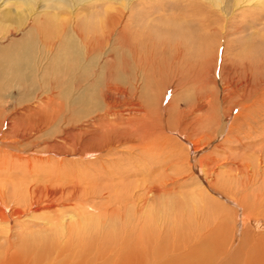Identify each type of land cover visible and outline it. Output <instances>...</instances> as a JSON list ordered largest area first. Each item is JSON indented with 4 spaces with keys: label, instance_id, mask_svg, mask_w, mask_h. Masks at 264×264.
Instances as JSON below:
<instances>
[{
    "label": "bare ground",
    "instance_id": "1",
    "mask_svg": "<svg viewBox=\"0 0 264 264\" xmlns=\"http://www.w3.org/2000/svg\"><path fill=\"white\" fill-rule=\"evenodd\" d=\"M101 8L103 19L92 20L91 28H88L90 21L83 19V27L90 29L87 34H95L103 22L113 26L117 21L114 29L122 24L120 17L115 20L117 15H112L115 8L106 4ZM16 11L21 17L23 11ZM222 12L229 21L230 15H234V9ZM171 15L176 18L175 13ZM217 20L216 16L203 17L197 19L193 27H188L204 41L209 39L207 31ZM56 22L45 27L59 37L64 34L62 31L68 36L72 32V35L71 39L61 36L64 53L57 54L49 64L50 46L42 44L48 50L39 61L40 69L45 70V74L49 69L53 71L52 82L32 86L36 92L39 88L42 91L34 96L33 106L24 108L23 112L15 110V117L8 116L6 110L10 107H5V103L0 107V132L3 133L0 150L5 153L6 161L10 160V165L4 164L6 175L0 179V264H264V234L246 226L254 218L264 221V169L256 167L251 157L241 158L233 173L234 176L244 175L241 185L237 190H229L230 195L223 194L215 186L219 166L214 163L215 157L208 153L203 156L201 152L212 146L218 136L225 135L222 141L226 142L236 123L243 118L247 127L253 123L261 127V138L254 142L253 151L264 161V108L260 107L264 103V80L260 78L264 65L261 68L258 64L256 70L250 62L244 64L242 59L245 58H240L244 65L230 68L225 86L221 85L223 97L230 100L226 119H222L216 137L209 142L199 129L214 124L215 116L188 121L185 118L188 111L179 110L183 123L174 128L169 123L174 95L166 104H163L165 98L160 97V110L155 113L152 92L145 103L129 98L127 88L121 85L129 76L121 75L120 68L115 69L114 74L108 70L103 85H99L98 80L101 73L92 70L88 87L79 86L77 80L89 63L84 58H91L84 28L82 24L76 26L66 21L62 30L59 21ZM132 23L135 22L130 17L122 25L117 33L121 39L129 40ZM234 26L246 33L247 40H255L252 44L261 48L264 57V10L249 21L239 20ZM220 28L215 60L220 46L226 45L224 26ZM75 34L85 51L78 56L72 49H65L67 43H75ZM17 42L25 49L20 55H27L28 47L23 38ZM163 43L148 47L145 40L140 44L149 50H163L167 46ZM181 45L178 43L175 48L181 50ZM204 54L207 55L206 50ZM221 58L223 66L224 51ZM15 62L16 66L21 65L20 59ZM205 62L201 63L206 65L208 62ZM214 65L217 66V62ZM61 79L66 82L62 83ZM145 87L147 90L148 86ZM27 88L20 85L22 93H26ZM205 98L211 100L210 95ZM235 107L241 111L234 122L227 125ZM259 110L263 114L257 117ZM20 141L23 147L18 148ZM124 142L130 143L127 152L132 155L123 164L115 160L114 153H117V144ZM30 154L34 157L30 158ZM181 156L185 157L184 162ZM178 157L188 165L186 171L179 169L180 172L199 184L203 192L201 205L194 204L192 210L188 201L194 190L188 180L180 183L179 177L170 176L166 171ZM90 158L100 160L99 167L89 166ZM165 161H169V165ZM233 175L226 181L231 183ZM179 184L186 188L181 194L186 197L185 201H181L179 195L176 197L180 193L176 191ZM211 196L222 198L231 214L210 199Z\"/></svg>",
    "mask_w": 264,
    "mask_h": 264
},
{
    "label": "rangeland",
    "instance_id": "2",
    "mask_svg": "<svg viewBox=\"0 0 264 264\" xmlns=\"http://www.w3.org/2000/svg\"><path fill=\"white\" fill-rule=\"evenodd\" d=\"M263 3L264 0H0V107L6 104L5 107H10V109L6 110L8 116L15 117V110L23 112L24 108L33 106L35 100L33 99L34 96L42 91V88H39L36 92L33 87L43 86L53 80V71L49 69L45 74V70L40 69L39 61L44 58L48 50L47 48L50 46L49 51L51 53L48 64L51 63L57 54H60V52L64 53V40L61 36H65V38L70 37L71 39L72 32L68 36L66 32L62 31L64 30L62 29V24L65 25L66 21L68 24L69 21L75 23L74 25L76 26L82 24L81 27H83L82 21L88 19L87 21L90 22L88 23L89 25H87L88 28H91L95 20L103 19L101 13L103 9L101 7L106 4L115 8L112 10V15H117L115 20L120 17L123 22L115 29L113 26H115L114 24L117 23V21L113 26L103 22L102 26H98L99 28H97L95 34L91 32L94 38L91 33L87 34L90 29L87 31L88 28L86 29L83 27V33L89 46V51L91 49L92 52L90 51L91 58H88V60L84 58L85 61H89V63L86 64L84 73L80 79L77 80L78 85L85 88L88 87L89 80L91 79L90 75L93 72L92 70H95L98 74L99 72L101 73L98 80L99 85H103V83L106 82L104 76L109 72L108 70L114 74L116 71L115 69L120 68L119 73H121V75L126 74L129 76L126 82L123 81L121 84L124 88H127V92L130 96L129 98L133 99L132 101L135 100L134 102L138 101L140 103H145L146 98H150L153 93L156 101L154 109L157 110L155 113L160 110V97L163 96L165 98L163 104H166L174 95V108L173 106L169 108L171 119L169 123L174 128L176 126L178 127L180 122L183 123V120L178 116L179 110L189 112L185 114V118H187L188 121H195L194 119L199 118L204 120L205 117L215 116V121L213 120L214 124L211 123L204 126L201 130L199 129V131L205 135V139L211 142L212 139L216 137L218 126L221 124L222 119H226L230 104V100L223 97L221 93V85L223 84V86H225L230 68L237 66L240 68V66H243L246 62H250L252 65L251 67L256 70H258V64H261V68L264 65V57L263 54H261V48L252 44L255 40L253 39L252 42L247 40L245 37L246 33H242L234 26L239 20L249 21L250 17L259 15L260 12L264 10ZM258 4H261V7ZM257 5L259 7H257ZM129 6L131 8L127 9ZM228 8L231 12L234 9V15H230V21L224 18L226 16L222 12ZM18 9L23 11L21 17L17 16L16 10ZM183 9H185V11H182ZM174 13L176 15L175 19L172 18L171 15ZM161 15H163L162 18H160ZM214 16H216V18L218 17V20L216 23L213 22V25H215L216 28L220 26L218 27L219 29L213 26L211 30L207 31L208 40L206 39L203 41L197 32L190 31L189 27H193L197 19L203 17L214 18ZM130 17L132 22L135 23H132L130 26L128 35L129 40L128 38L121 39L117 33L122 29V25L127 23ZM177 17L180 18L178 19ZM92 20L94 21L91 22ZM56 21H59L58 23L61 25V31L64 33L61 34L60 37L45 27L47 24L50 26L52 23H57ZM222 23L225 25H221ZM222 26H224L223 35L225 36L226 45L225 47L224 44L220 46L218 59L215 60L217 56L216 48L220 40H218V38L221 34L220 27ZM102 28L108 31H103ZM79 29L80 28H78V30ZM74 37L75 43H67L65 49H72L73 53L78 56L84 50H82L79 44L78 36L75 34L73 38ZM21 38H23L25 46L28 47V50H26L28 51L27 55L23 56H21L20 53L25 49L21 44H18V42L16 44V41ZM140 38H144V41H142L143 39L140 40ZM145 40L148 42V47H151L153 43L160 44L163 42V44H167V46L164 47L163 50H149L144 45L140 44L144 43ZM54 42L55 45L52 44ZM178 43L182 44L180 46L182 51L175 48ZM42 44H45L47 48H43ZM168 44L172 45V47H169ZM205 50L207 52L206 56L204 54ZM223 51L225 52V62L224 65L221 66ZM240 58H245L242 59L244 64ZM19 59L21 60V65L16 66L17 62L15 61ZM204 59L207 60L209 68H206L207 64H202L205 62ZM115 60L118 63L115 62ZM214 62H217V66L214 65ZM113 66L115 67L113 68ZM45 67H47V65ZM263 69L262 75H260L262 80H264ZM203 74L204 76H202ZM113 80H115L114 77ZM61 81L62 83L66 82L65 79H61ZM20 85H26L28 91L22 93ZM145 86H148L147 90ZM29 88L32 89L29 91ZM130 93L132 95H130ZM207 95H210V101L205 98ZM8 96H12V99ZM260 107L264 108V103L261 104ZM239 110L241 111L239 107L233 109L230 118L227 119V125H229V123L231 125V123L234 122L235 117H237L240 112ZM262 114L263 112L259 110V112H257V117L262 116ZM182 115L184 116V114ZM245 122L246 119L241 118L236 123V128L231 132L229 136L230 139L228 138L226 142H223L225 141V135L218 136L212 146L201 150L203 156H205V154H210L212 157H215L214 163L219 165L216 171L217 182H215V186L223 194L226 193L230 195L229 190H237V187L241 185V179L244 175L241 173L237 176L233 175V173L236 172L234 169L241 158L251 157L253 161L256 162L255 164L253 162L256 167L260 166V168L262 167V169H264V161L259 160L258 158L260 156L253 151L256 146L254 142L257 143L260 141L262 133L261 127L257 123H253L251 127H247ZM6 127L5 125L4 129ZM2 136L3 133L0 132V139ZM172 136L177 138L175 134ZM239 139L243 142H240ZM20 142L17 144L18 148L23 147L22 142ZM128 148H130V143L128 142L117 144V153H114L115 160H119L123 162V164L127 163L132 155L127 152L129 150ZM134 152L136 153L138 151L135 150ZM4 156L5 153L0 150V179L6 175V165L4 164L7 163L10 165V160L6 161ZM32 156L34 157V154H30V158H33ZM184 156L186 157V153ZM185 157H182L181 160L185 159ZM87 161L90 162L89 166L94 165L96 168L101 164V161L95 158H90ZM11 162H14V160H11ZM165 162L169 165V161ZM183 162L180 161V157L177 159L175 158L174 164L177 163L178 165H169L166 170L170 176L179 177L181 179L180 183H184L188 180L185 178L186 174L180 172V170L183 172L186 171L187 169L185 170V167H188V165H184ZM252 170H254V168ZM18 173V176L20 175L19 177H22L21 172ZM228 175L229 178L231 175L234 177L231 183L227 182L230 180ZM197 181H200L198 177ZM188 183L194 190L193 195L190 196V201H188L189 209L192 210L194 204L201 205L203 192L201 191V186L196 184L193 180H188ZM229 185H231L232 188H230ZM184 190H186V188L181 187V185L176 190L178 191L177 193L180 192L176 197L179 195L181 201H185L183 198H186L184 195H181L185 192ZM211 197L213 198L210 199L220 203V206L224 208L226 212L229 210L228 208L230 207L226 205V202H224L222 198L218 196ZM206 199L208 200V198ZM227 213L229 214L230 212ZM246 226L257 233L264 234V221L261 219L254 218L251 222H248ZM234 246L238 247L236 243Z\"/></svg>",
    "mask_w": 264,
    "mask_h": 264
}]
</instances>
